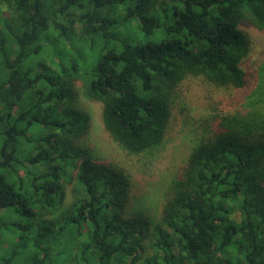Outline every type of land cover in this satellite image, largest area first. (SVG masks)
Listing matches in <instances>:
<instances>
[{
	"label": "trees",
	"instance_id": "obj_1",
	"mask_svg": "<svg viewBox=\"0 0 264 264\" xmlns=\"http://www.w3.org/2000/svg\"><path fill=\"white\" fill-rule=\"evenodd\" d=\"M243 27L264 31V0H0V264H264V93ZM196 80L224 105L151 219L78 145L77 87L140 155Z\"/></svg>",
	"mask_w": 264,
	"mask_h": 264
},
{
	"label": "rangeland",
	"instance_id": "obj_2",
	"mask_svg": "<svg viewBox=\"0 0 264 264\" xmlns=\"http://www.w3.org/2000/svg\"><path fill=\"white\" fill-rule=\"evenodd\" d=\"M243 30L250 42L245 67L256 77L252 86L259 85L258 92L264 93V31L249 27H243ZM77 90V109L88 117L87 131L78 140V145L87 151L92 160L106 162L123 170L131 182L134 196L132 209L141 211L151 219L156 218L165 190L184 164L193 142L201 134L203 121L210 120L224 105V98L221 97H225L224 90H216L199 80L184 86L174 103L169 137L158 150L140 155L127 154L112 141L101 123V105L85 99L79 87ZM234 109L225 110L224 107V112Z\"/></svg>",
	"mask_w": 264,
	"mask_h": 264
}]
</instances>
